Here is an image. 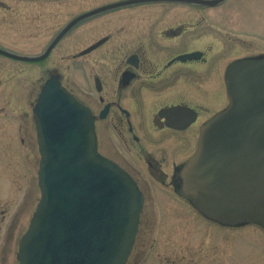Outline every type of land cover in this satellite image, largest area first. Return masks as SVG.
Segmentation results:
<instances>
[{
	"label": "water",
	"instance_id": "water-1",
	"mask_svg": "<svg viewBox=\"0 0 264 264\" xmlns=\"http://www.w3.org/2000/svg\"><path fill=\"white\" fill-rule=\"evenodd\" d=\"M186 1L214 7L224 0H128L78 17L38 57L41 61L83 18L143 2ZM229 107L201 128L199 149L180 171L179 192L221 224L264 226V58L237 61L226 75ZM106 110L100 116H105ZM41 197L19 243L20 264H126L143 197L132 178L97 151L94 117L52 77L33 109ZM167 125L183 129L170 120ZM194 121V115L187 121Z\"/></svg>",
	"mask_w": 264,
	"mask_h": 264
},
{
	"label": "flooded vegetation",
	"instance_id": "flooded-vegetation-1",
	"mask_svg": "<svg viewBox=\"0 0 264 264\" xmlns=\"http://www.w3.org/2000/svg\"><path fill=\"white\" fill-rule=\"evenodd\" d=\"M68 1L0 0V26L7 25L8 30L15 32L21 19L26 22L20 14L21 7L28 8L27 22L33 24L29 25L28 35L37 49L29 56L37 57L48 49L67 24L79 16L125 0H93L89 8L73 17L51 16L53 4L65 5ZM226 2L217 7L186 1L143 2L104 11L75 23L44 60L31 64L41 70L43 78L47 76L41 88L50 77L57 76L68 92L88 106L64 79L62 70L75 67L79 81L86 83L82 86L89 89L82 88L81 93L101 105L98 110L88 106L96 117V131L99 121L114 117L117 125L125 127L131 144L139 150L141 157L155 162L154 166L149 162L153 169L151 177L165 181L168 176L162 166L170 165L173 170L171 182L174 183L178 178L176 172L183 168L180 164L192 154L181 162L180 152L174 155L169 150H185L188 146L185 142L189 140V149L193 146L190 150L194 152L201 125L228 106V67L237 60L264 56V41L260 42L256 33L252 41H245L240 32L230 31L233 19L227 12L212 15L211 9ZM134 9H140L141 13H135ZM239 30L242 31V26ZM0 32H4V28H0ZM39 34L42 37H38ZM4 38L0 33V51L17 55L15 41L10 38L4 41ZM53 55L60 57L57 63H50ZM5 58L12 59L0 53V64ZM107 80L112 86L110 94L104 95ZM207 87H221L227 105L213 112L211 107L197 100V90ZM107 106V116L98 119ZM192 114L196 120L188 124ZM169 117L185 128L168 126L166 119ZM151 129L164 132V135L158 140L147 137ZM160 140L168 142L156 144ZM181 140L183 144L179 143ZM158 150L162 153L160 160L154 158ZM110 159L119 164L115 158Z\"/></svg>",
	"mask_w": 264,
	"mask_h": 264
},
{
	"label": "rangeland",
	"instance_id": "rangeland-1",
	"mask_svg": "<svg viewBox=\"0 0 264 264\" xmlns=\"http://www.w3.org/2000/svg\"><path fill=\"white\" fill-rule=\"evenodd\" d=\"M92 1L70 0L65 5L53 4L51 16L73 17L89 8ZM75 2L78 4H73ZM40 11L44 12L43 9ZM210 11L218 16L227 12L233 19L230 31L240 32L245 41H252L254 33L260 42L264 41V0H227L223 6ZM134 12L141 13V10L134 9ZM29 13L28 8L21 7L20 14L26 22L21 19L15 32L8 30L7 25L0 26L4 28V32H0L4 41L8 38L15 41L16 54L33 55L37 50L28 35L29 25H33L27 22ZM240 26L243 32L239 30ZM59 58L53 55L50 63H57ZM3 61L0 64V264H18V243L40 198L37 182L40 156L31 109L47 76L43 78L41 70L31 63L7 58ZM62 73L76 96L85 99L95 110L101 107L81 93L82 88L89 89L84 87V81H79L75 67L63 69ZM110 83L109 80L105 82L104 95L110 94ZM196 98L213 112L227 105L221 87L198 89ZM97 133L100 152L115 158L130 173L144 197L138 233L126 264H264L262 225L251 221L223 225L204 215L182 197L180 176L171 182L173 170L170 165L162 166L168 176L165 181L151 177L153 169L149 162L153 166L155 162L141 157L139 150L131 144L125 127L117 125L114 117L99 121ZM163 135L164 132L151 129L147 137L158 140ZM167 142L160 140L156 144ZM179 143L183 144V140ZM189 143V140L185 142L188 145L185 150L170 149L169 152L174 155L180 152L183 162L193 153ZM161 155L158 150L154 158L160 160Z\"/></svg>",
	"mask_w": 264,
	"mask_h": 264
}]
</instances>
